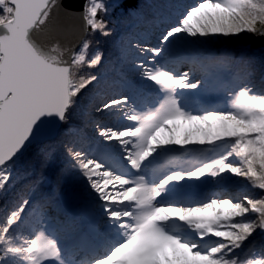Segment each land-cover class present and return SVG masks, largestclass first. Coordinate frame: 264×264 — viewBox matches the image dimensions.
Segmentation results:
<instances>
[{
	"label": "snow or ice",
	"instance_id": "1",
	"mask_svg": "<svg viewBox=\"0 0 264 264\" xmlns=\"http://www.w3.org/2000/svg\"><path fill=\"white\" fill-rule=\"evenodd\" d=\"M0 264H264V0H0Z\"/></svg>",
	"mask_w": 264,
	"mask_h": 264
},
{
	"label": "trees",
	"instance_id": "2",
	"mask_svg": "<svg viewBox=\"0 0 264 264\" xmlns=\"http://www.w3.org/2000/svg\"><path fill=\"white\" fill-rule=\"evenodd\" d=\"M179 4L181 5H187V4H193L196 2V0H178ZM236 181L239 183L236 185H233L231 183L226 184L224 186L219 187V191H221L225 196L230 194V193H235L237 189H243L246 185V182L243 181L241 178H234ZM249 195H254L255 193L252 191L248 192Z\"/></svg>",
	"mask_w": 264,
	"mask_h": 264
}]
</instances>
